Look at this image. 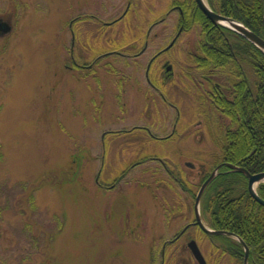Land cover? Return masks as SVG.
<instances>
[{
    "label": "rangeland",
    "instance_id": "1",
    "mask_svg": "<svg viewBox=\"0 0 264 264\" xmlns=\"http://www.w3.org/2000/svg\"><path fill=\"white\" fill-rule=\"evenodd\" d=\"M172 1L0 0V264H198L190 239L206 264H242L193 226L169 242L216 150L187 57L197 27L150 65L162 96L146 81L180 24Z\"/></svg>",
    "mask_w": 264,
    "mask_h": 264
},
{
    "label": "trees",
    "instance_id": "2",
    "mask_svg": "<svg viewBox=\"0 0 264 264\" xmlns=\"http://www.w3.org/2000/svg\"><path fill=\"white\" fill-rule=\"evenodd\" d=\"M206 1L214 12L239 21L264 40V0ZM175 4L182 7L179 21L184 29L197 27L202 37L189 60L196 75L197 107L205 114L216 149L208 167L201 169L196 190L218 164L243 167L251 174L264 171V53L239 34L213 25L193 0ZM219 115L228 120L226 125L219 122ZM257 194L264 200V184ZM200 212L211 229L242 239L249 250L248 264H264V207L250 196L243 174L223 166L205 189ZM218 238L223 252L242 257L238 242Z\"/></svg>",
    "mask_w": 264,
    "mask_h": 264
},
{
    "label": "water",
    "instance_id": "3",
    "mask_svg": "<svg viewBox=\"0 0 264 264\" xmlns=\"http://www.w3.org/2000/svg\"><path fill=\"white\" fill-rule=\"evenodd\" d=\"M197 8L202 12V14L215 26H221L227 28L240 36H242L249 43L258 48L262 53H264V40L250 31L246 26H244L239 21L223 16L214 12L206 0H194ZM10 31V25L7 22L0 21V32L8 33ZM168 70V68H167ZM222 166H225L229 169V171L237 172L243 174L247 179V189L250 196L261 206L264 207V200H262L257 194V187L261 184H264V171L251 174L245 168L234 166L232 164L224 163L217 165L209 174V176L203 181V183L199 186L197 193L194 198L193 204V212H194V225L198 226L200 230L209 235H227L234 238L242 247H243V264H247L248 262V247L246 244L240 239L237 235L223 230H213L207 227L202 219L200 214V199L210 184V182L217 176L219 170ZM187 247L189 248L191 254L198 264H206L200 250L194 240L188 242Z\"/></svg>",
    "mask_w": 264,
    "mask_h": 264
},
{
    "label": "flooded vegetation",
    "instance_id": "4",
    "mask_svg": "<svg viewBox=\"0 0 264 264\" xmlns=\"http://www.w3.org/2000/svg\"><path fill=\"white\" fill-rule=\"evenodd\" d=\"M175 0H173L172 1V5H171V7H170V9L169 10H176L177 11V13H178V16H179V18L181 17H183V10H182V7H181V5L180 4H175ZM0 21H3V20H0ZM4 22H7V21H4ZM8 23V22H7ZM113 23V21L112 22H107V23H105L106 25H110V24H112ZM9 24V23H8ZM182 29H183V25H182V23L181 24H179L178 25V28H177V31H176V33H175V35H174V37L171 39V41H170V43L165 47V48H163V49H161V50H159L153 57H151V59L149 60V62H148V66H147V68H146V72H145V77H146V81H147V84L148 85H150L151 87H153V88H155V90H157V91H159V94L162 96V92H161V89L160 88H156V86L155 85H153V83L148 79V77H147V75H148V71H149V68H150V65L152 64V62H153V60L155 59V58H157L158 56H160V55H162L163 53H165L167 50H169L172 46H173V44L177 41V39H178V37H179V35H180V33H181V31H182ZM10 30H11V26H10ZM2 34V32H0V35ZM145 50V46L143 47V49H142V52ZM111 53H113V52H111ZM193 54V50H191V51H189V52H187V57H188V59H189V56L190 55H192ZM136 55V54H135ZM164 65V68H165V73L167 74V75H170V74H172V72H170V69H171V66L170 65H168V64H163ZM90 66L91 65H87V66H84V65H81V64H77V63H73V68H80V69H91L90 68ZM69 68H71V67H69ZM167 68H168V70H167ZM162 81H163V78H162ZM161 81V82H162ZM147 133L149 134V132L147 131ZM137 157H139L138 158V160L137 161H135V162H132L129 166L130 167H132V166H136V165H139V164H141L142 163V161H145V159L147 158V156H145V155H141L140 156V154H138V156ZM153 159V161H155V162H157L160 166H161V168H164L165 169V172L168 174V176L169 177H174L172 174H171V172L168 170V168L165 166L166 164L160 159V158H152ZM134 161V160H133ZM223 164V163H222ZM185 165H187L189 168H193L194 167V165L192 164V163H189V162H185ZM202 167V166H201ZM174 180H176V178H174ZM191 226H193V227H196L197 229H198V232H199V234L201 235V237L202 238H205L206 240H208V242H209V244H210V246H219V242H221L222 240L220 239V238H218V236H226L227 238H229V239H232V240H235L234 238H232V237H230V236H227V235H208V234H206V233H204L202 230H200V228H198L196 225H194V215H193V222H191V223H189V224H187V225H185L183 228H182V230L175 236V237H173V239H171L169 242H172V241H175V240H177L179 237H181L185 232H186V230L189 228V227H191ZM232 233V232H231ZM234 234V233H233ZM236 235V234H235ZM191 240H194V239H190L189 241H191ZM188 241V242H189ZM195 241V240H194ZM236 241V240H235ZM169 242H167V243H169ZM188 242H187V244H186V246L188 245ZM196 242V241H195ZM218 243V244H217ZM198 245V244H197ZM198 248H199V246H198ZM164 249H165V244H163L162 245V254H163V251H164ZM191 253V252H190ZM202 254V253H201ZM229 254V253H228ZM192 255V254H191ZM230 255V254H229ZM193 256V255H192ZM203 256V255H202ZM231 256V255H230ZM232 258H234V259H236L237 261H241V263L243 264V257H244V255H242V257L241 258H235V257H233V256H231ZM194 258V257H193ZM195 260V259H194ZM196 261V260H195ZM197 262V261H196Z\"/></svg>",
    "mask_w": 264,
    "mask_h": 264
}]
</instances>
